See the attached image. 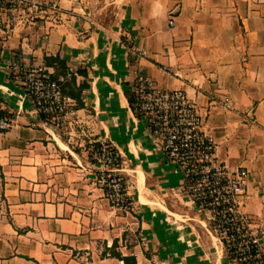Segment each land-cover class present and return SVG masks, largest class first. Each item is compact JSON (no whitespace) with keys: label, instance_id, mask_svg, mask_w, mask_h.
Returning a JSON list of instances; mask_svg holds the SVG:
<instances>
[{"label":"crops","instance_id":"1","mask_svg":"<svg viewBox=\"0 0 264 264\" xmlns=\"http://www.w3.org/2000/svg\"><path fill=\"white\" fill-rule=\"evenodd\" d=\"M89 2L60 5L83 14ZM121 3L118 30H94L88 49L84 14L19 10L9 23L0 7V107L11 119L0 130V264H124L118 253L133 254L135 264H236L215 240L207 254L204 231L216 239L207 214L182 191L180 170L132 111L126 90L136 72L195 102L213 136L215 162L247 168L243 208L264 227V0ZM132 44L146 54L134 56ZM17 51L24 64L51 71L46 54L86 68V77H76L89 83L84 105L75 106L83 117L92 113L95 139L104 136L118 150L119 173L136 185L134 206L109 202L83 136L72 142L34 109L20 71L10 67Z\"/></svg>","mask_w":264,"mask_h":264},{"label":"built area","instance_id":"2","mask_svg":"<svg viewBox=\"0 0 264 264\" xmlns=\"http://www.w3.org/2000/svg\"><path fill=\"white\" fill-rule=\"evenodd\" d=\"M8 22H17L19 10L40 16L49 12L62 18L60 0H0ZM169 24H174L173 17ZM137 57L146 51L130 46ZM23 54L17 51L10 62L11 68L21 73V86L32 106L51 120L64 119L74 99L65 93L52 71L46 67L27 65ZM168 73L180 75L166 68ZM132 111L138 114L151 132L165 160L181 172V188L204 211L213 229L218 233L228 256L236 264H264V227L243 208L248 170L244 166L231 168L213 159L214 139L203 128L204 117L193 100L181 88H159L147 75L136 72L130 82ZM71 113V111H69ZM10 116H0V130L10 124ZM95 162L100 165L98 181L109 202L119 208L131 203L126 181L121 176L120 155L102 142L88 147Z\"/></svg>","mask_w":264,"mask_h":264},{"label":"rangeland","instance_id":"3","mask_svg":"<svg viewBox=\"0 0 264 264\" xmlns=\"http://www.w3.org/2000/svg\"><path fill=\"white\" fill-rule=\"evenodd\" d=\"M122 0H91V2L85 3L86 4V8H84L83 10V14L87 16V18L89 17V19H87L89 26H87V36H85L84 38V44H85V48L87 47L90 48V46L88 45L89 40L87 41V39L91 36V33L94 30H99V33L103 34V32L109 31V32H113L115 30H118V27H114L118 24L119 22V17L121 15L122 12ZM61 12L64 14H60V16L67 18L68 14H72L75 15V18L78 19L79 17L82 18V11L78 10V9H73V8H64L63 6H61ZM78 12V13H77ZM81 15V16H78ZM57 20H59L57 18ZM81 21V19H80ZM120 26V25H119ZM89 53V51H87V54ZM86 54V55H87ZM13 70V69H12ZM15 70V69H14ZM13 75L14 73L11 72ZM21 75V74H20ZM21 78V76H20ZM69 77H60L61 82L63 83L62 85H65L66 90H72V84L69 82ZM78 80V79H77ZM81 78H79V80L77 81L80 82ZM18 82H21V79L18 80ZM19 84V83H18ZM84 94V93H83ZM82 95V92H81ZM73 98V97H72ZM74 99V98H73ZM76 101L74 99V104H73V108L72 106H70V110H68V112L66 113L64 119H60L58 121L56 120H51L50 118H45L47 120H49L50 122L54 123L57 128H61V130L66 133V136H72V142H75V139L77 138V134L79 133L80 136L84 137L83 140V146L86 147V149H88V147L91 144H95L97 142H102L104 143L106 146L113 148V150L115 149V151L119 154L118 150L116 149V147L114 146V144H112L107 138L104 139H95L97 137V135H94L93 130L92 129L93 126H95V122H94V117L92 115V113L86 109V115L85 117H83L82 114H79L78 108L76 107ZM80 106V105H77ZM71 111V113L69 112ZM83 118V119H82ZM154 141V140H153ZM92 161H95V159L93 158V156L91 157ZM119 167L122 166V161L121 159H119ZM125 181H126V186H127V190H128V194L130 196V200L131 203L130 205L134 206V196H136V185L133 182V180L130 179V177L125 176V175H121ZM178 188V186H177ZM183 191V190H182ZM184 192V191H183ZM156 193L160 194L159 190H156ZM186 194V192H184ZM146 195L149 197V195L146 193ZM152 196L153 194L150 193V205L153 206L152 204ZM208 228L210 229V225L207 223ZM213 228V227H212ZM215 231V230H214ZM216 235L218 234L215 231ZM214 235V233H212ZM215 236V235H214ZM218 236V235H217ZM219 238V236H218ZM202 239L206 242L205 243V247H206V251L207 254L210 256L212 255L213 251L215 250V245H214V240L218 243V241L216 239H212L211 234L206 233L204 231L203 237ZM219 245V243H218ZM220 247V245H219ZM225 254V253H224ZM228 256V255H227ZM228 259L232 262L233 260L231 259V256H228ZM227 259V261H229ZM234 262V261H233ZM235 263V262H234Z\"/></svg>","mask_w":264,"mask_h":264},{"label":"trees","instance_id":"4","mask_svg":"<svg viewBox=\"0 0 264 264\" xmlns=\"http://www.w3.org/2000/svg\"><path fill=\"white\" fill-rule=\"evenodd\" d=\"M44 60H45V64H47L48 66H52L54 68V70L52 71V78L58 80V82L60 83V86L62 88V90L67 93L68 95H70L71 97H73L76 101L77 105H84V101L82 99V95L81 92L83 91V89H85L86 87H88L89 83L87 82V80L84 78L83 80H81L79 83H77L76 77L77 75H82L84 77L87 76V70L84 67H78L76 68V70H73L70 68V66L67 65L66 60L64 58H62L59 54H46L44 56ZM10 76L13 78V74H10ZM69 77V82L72 84L73 89L72 90H66L65 85H62L63 83L60 80V77ZM126 95H127V99L129 101L130 106L132 105V101H133V96H132V92H130L129 90H126ZM6 114L5 109H3L2 107H0V116ZM43 115V114H42ZM136 117L139 118V115L136 113L135 114ZM44 116V115H43ZM45 117V116H44ZM97 145V143H95ZM90 156L92 157V153L91 151H89ZM120 164V162H119ZM118 164V165H119ZM128 233V231H124L123 235L125 236ZM138 235V232H135ZM117 256L123 260L124 264H135L136 263V259L135 256L133 254H126V255H122V254H117Z\"/></svg>","mask_w":264,"mask_h":264},{"label":"bare ground","instance_id":"5","mask_svg":"<svg viewBox=\"0 0 264 264\" xmlns=\"http://www.w3.org/2000/svg\"><path fill=\"white\" fill-rule=\"evenodd\" d=\"M25 95V94H24ZM26 96V95H25ZM28 98V97H27ZM29 99V98H28ZM117 170L120 171V168L117 167ZM187 197L190 199V201L193 203L194 207L197 209L195 203L193 202V200L191 199V197L186 193ZM198 210V209H197ZM211 227V226H210ZM211 231L212 233H214L215 237H216V240L218 241L219 245H221V247L224 249L220 239L218 238V236L216 235L215 231L213 230V228L211 227ZM224 253H225V256L226 258L228 259V256H227V253H226V250L224 249Z\"/></svg>","mask_w":264,"mask_h":264}]
</instances>
